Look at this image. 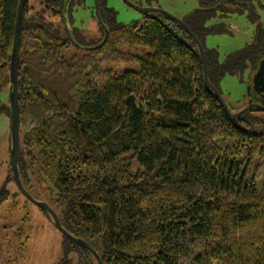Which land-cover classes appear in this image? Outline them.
Returning a JSON list of instances; mask_svg holds the SVG:
<instances>
[{"label":"trees","instance_id":"16d2710c","mask_svg":"<svg viewBox=\"0 0 264 264\" xmlns=\"http://www.w3.org/2000/svg\"><path fill=\"white\" fill-rule=\"evenodd\" d=\"M83 1L23 7L20 178L35 174L45 184L62 226L94 247L102 264H264L262 110L229 117L205 83L193 38L161 12L122 23L105 0H94L101 36L85 40L65 23L70 36L63 37L45 15L66 11L67 20ZM18 2L0 0V91L8 100ZM260 8L264 0H211L181 18L203 44L220 94L224 75L255 72L264 57ZM235 13L260 30L220 62L203 40L224 27L205 24ZM247 94L257 100L254 90ZM62 245L55 264H70L71 253L79 264L96 263L67 237Z\"/></svg>","mask_w":264,"mask_h":264},{"label":"rangeland","instance_id":"374dc122","mask_svg":"<svg viewBox=\"0 0 264 264\" xmlns=\"http://www.w3.org/2000/svg\"><path fill=\"white\" fill-rule=\"evenodd\" d=\"M30 1L37 2V0ZM135 1L141 6H159L179 18L198 9L201 3L211 4V0H153L151 4H148L150 2L148 0ZM105 2L107 7L115 11L118 22L128 23L133 20L141 22L143 19L142 13L122 0H105ZM81 3H74V7L68 10V21L66 11L63 18L47 13L46 19L59 25L63 37L70 36L69 31L63 26L66 23L71 32L77 34L79 31L85 40L98 39L102 32L93 16L94 0H84ZM31 12L34 10H30L28 14ZM259 14L264 32L263 8L259 9ZM221 17L214 15L205 25L212 26L220 23L224 27L223 32L207 34L203 41L207 48L216 51L218 60L223 62L227 55L250 43L260 29H257L255 23L249 21L245 13ZM73 48L76 49V47ZM77 49L80 52L81 49L78 47ZM64 55L69 57L66 52ZM120 67L128 68L130 65L122 64ZM253 74L254 71H244L243 74H226L220 79L218 87L229 108L234 107L230 109L236 111L247 104L248 86L252 85ZM3 105H10L8 92L5 90L0 91V189L2 188L0 192V264H55L63 256V235L55 227L49 214L26 199L15 185L10 172V107L6 112L4 109L1 110ZM258 113L264 118V111ZM21 181L32 196L44 200L52 207L49 190L35 174H30L28 178H22ZM94 244L96 245L95 242ZM69 257L70 264H79L76 253L69 254Z\"/></svg>","mask_w":264,"mask_h":264},{"label":"water","instance_id":"95a60500","mask_svg":"<svg viewBox=\"0 0 264 264\" xmlns=\"http://www.w3.org/2000/svg\"><path fill=\"white\" fill-rule=\"evenodd\" d=\"M27 0H19L16 18H15V25H14V34H13V45H12V54H11V61H10V73H9V102H10V172L12 174L13 180L17 189L20 191L23 196L28 199L30 202L35 204L37 207L46 211L50 218L52 219L53 224L55 227L61 232L63 237H67L68 239L76 242L83 248L87 249L96 260L97 264H102V259L97 252V250L92 247L86 240L81 237H76L69 233L61 224L60 218L57 212L44 200L36 199L32 196L29 191L23 186L19 169H18V153H19V142H20V134H19V125H20V118H19V110H18V99H17V68H18V59H19V48H20V31H21V20L23 14V7ZM128 6L132 7L133 9L139 11L143 15L149 14L150 12H161L168 17L178 21L183 28L189 33V35L193 38L194 42L198 46L201 61L203 64V76L205 83L207 86L212 89L215 97L226 110L227 114L231 118H236L249 109L257 108L264 111V103L252 101L249 97L248 102L245 106L241 109L236 111L229 108L225 100L223 99L222 95L218 91V89L210 82L208 78V68H207V61L205 56V51L203 44L199 40V38L193 33V31L189 28V26L179 17L175 16L174 14L160 8L159 6H141L139 4L134 3L131 0H122ZM253 89L255 93L259 94L264 99V57L261 58L258 62L257 69L253 74L252 77V85L248 86V93H250V89Z\"/></svg>","mask_w":264,"mask_h":264},{"label":"flooded vegetation","instance_id":"af4514ba","mask_svg":"<svg viewBox=\"0 0 264 264\" xmlns=\"http://www.w3.org/2000/svg\"><path fill=\"white\" fill-rule=\"evenodd\" d=\"M132 1V0H131ZM134 2V1H133ZM134 3H136V2H134ZM137 4V3H136ZM256 99L257 100H254L255 102H260V103H264V99L259 95V94H257L256 93ZM3 188H4V186H2ZM2 191V188L0 189V192ZM52 220V219H51ZM63 241H64V237H63V239H62V244H63ZM60 258H62V256L60 257Z\"/></svg>","mask_w":264,"mask_h":264}]
</instances>
